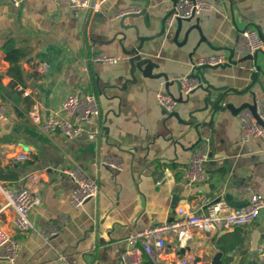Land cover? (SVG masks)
Returning a JSON list of instances; mask_svg holds the SVG:
<instances>
[{
  "label": "crops",
  "instance_id": "0c3cea01",
  "mask_svg": "<svg viewBox=\"0 0 264 264\" xmlns=\"http://www.w3.org/2000/svg\"><path fill=\"white\" fill-rule=\"evenodd\" d=\"M69 1L25 0L16 7L0 0V74L5 86L14 79L8 74L10 63L3 44L13 39L29 52L21 63L23 83L14 87L21 95L0 96V110H5V117L0 114V201L4 200L3 190H17L28 174L42 172L38 187L41 203L30 213L33 227L19 232L14 229L11 208L0 214V227L10 230L19 241L15 261L0 259V264H123L128 234L175 219L179 207L192 211L221 197L231 206L241 207L252 194L264 197V137L243 142L239 113L229 110L216 115L214 133L210 128L200 129L201 142L209 139V155L202 162L208 179L187 182L184 169L201 143L197 144L198 135L158 103L156 93L166 89L165 79L144 76L138 70L133 79L128 56L122 50V46L131 48L123 36L134 38L135 31L121 28L120 14L145 3L94 0L100 2L97 10L75 12ZM209 1L211 8L183 21L177 34L175 22L168 23L166 33L145 42L141 51L157 65L152 75L168 76L173 96H178L173 82L187 76L199 56L227 52L212 50L210 44L234 48L246 27L257 29L264 37L261 0ZM171 8L172 0H149L148 27L143 16L127 18L124 24L138 26L143 36L158 34L160 19ZM99 53L120 58L114 64L97 62L94 58ZM241 57L235 54L236 59ZM256 61L262 70L263 89L255 83L251 91L230 93L226 102L235 106L251 102L252 92L264 100V48ZM42 62L50 64L47 73L40 71ZM253 70L255 61L247 60L204 72L216 86L243 90L251 83ZM215 74L217 80L212 78ZM19 88L31 95H23ZM74 91L98 99L100 114L83 123L87 131L100 132L96 140L86 134L74 139L59 132L47 134L27 118L33 99L42 103L47 116L61 113L64 97ZM201 95L198 91L176 110L188 120V111L201 106L197 100ZM17 147L25 149L29 158L13 164ZM107 157H116L122 169L103 165ZM74 164L97 180L100 188L97 199L78 208L69 202L75 184L63 173ZM48 225L55 226L57 233L49 234ZM242 228V232L234 228L214 235L196 233L184 246L172 236L162 264H174L184 256H192L194 264H212L218 252H222L223 264L225 259L228 264H262L258 248L264 246V210L257 221ZM141 264L155 263L147 256Z\"/></svg>",
  "mask_w": 264,
  "mask_h": 264
},
{
  "label": "built area",
  "instance_id": "2783aa9c",
  "mask_svg": "<svg viewBox=\"0 0 264 264\" xmlns=\"http://www.w3.org/2000/svg\"><path fill=\"white\" fill-rule=\"evenodd\" d=\"M14 6H21L25 0H8ZM55 1V0H53ZM264 8V0H261ZM70 8L75 12H83L90 7V0H70ZM100 2L92 5L97 10ZM211 8L209 0H178L174 6V12L170 21L176 18L188 19L201 14L204 10ZM138 6H131L121 12L120 16L131 12H138ZM264 40L260 32L255 28L246 27L240 34L235 52L240 55H253L263 50ZM228 52H217L199 56L193 66L223 65L228 61ZM120 57L107 56L99 53L94 60L103 63H117ZM50 69L48 62L40 64V71L47 73ZM183 94L187 95L194 89L198 82L189 80L186 76L181 78ZM22 94L30 96L31 93L24 88H19ZM158 103L167 111L176 110L178 103L175 98L166 91L160 89L156 93ZM1 116L5 117V110H0ZM100 114V106L94 94H81L78 91L67 94L62 103L61 113L52 112L47 116L43 114V105L37 99H33L27 112V118L47 134L59 132L67 138H78L86 134L90 140H96L100 132L98 130L87 131L83 123L91 117ZM257 114L264 121V100L257 99ZM241 122V139L248 142L264 137V126L247 109L238 114ZM11 158L13 164H19L29 158L25 149L16 148ZM209 155V139L204 138L199 147L194 151L188 168L184 169V176L188 183L204 181L208 174L202 169V162ZM102 164L112 168L122 169L116 157H107ZM63 173L71 178L75 184L69 196V202L73 207L82 206L89 199H97L100 188L97 180L90 177L84 169L77 164L65 169ZM42 180V172L34 171L25 178L24 185L14 191H2L4 200L0 201V214L6 208H11L15 213L14 229L24 232L31 229L32 222L30 213L40 205L41 198L38 187ZM264 210V197L260 194H252L247 204L241 207H233L230 202L221 197L218 200H210L205 206L192 211L178 208V215L175 219L167 222L155 223L140 230L130 232L126 238L127 247L121 256L123 264H141L144 256L152 258L155 264H162V256L168 249L169 239L174 236L180 246L186 245L196 233L203 235H214L219 232H226L237 227L250 225L258 220ZM47 232L51 235L57 233L53 225H48ZM19 252V241L10 230L0 227V259L14 262ZM259 259L264 264V246L258 248ZM174 264H194L192 256H184L175 261Z\"/></svg>",
  "mask_w": 264,
  "mask_h": 264
},
{
  "label": "water",
  "instance_id": "95a60500",
  "mask_svg": "<svg viewBox=\"0 0 264 264\" xmlns=\"http://www.w3.org/2000/svg\"><path fill=\"white\" fill-rule=\"evenodd\" d=\"M94 0H90V7L87 9L88 11H91L92 5ZM135 4L136 3H145L143 4V7H140V10L138 12H131L129 14L123 15L121 17L120 21V26L121 28L128 30V29H134V38H131V36H128L125 34L123 36V41L128 40L131 48L127 49L125 46H122V50L126 56H128V62L130 64V72L133 75V79H135V70L140 71L144 76L148 77H155V78H160L163 77L166 81L165 83V88L168 93L169 92V85L172 83L169 81V78L166 74H158V75H152L151 70L156 64H154L150 59L144 58L141 54V51H143L144 44L147 41L154 40L156 37H160L163 34L166 33V25L168 23H173L175 22L176 26V34L179 32V29L181 28L182 22L185 20L191 21L194 17L188 18V19H181V18H176L173 21H170V18L174 12V6L176 5L178 0H172L173 2V8L168 10L160 19V24H161V30L158 34L155 35H141L139 27L136 25H125L124 21L127 18H135L139 16H143L144 19L146 20L145 24L146 27L150 25L148 22L149 19V13L147 12V7L149 6V0H132ZM231 4H233L232 0H230ZM197 29L200 31V28L196 26ZM202 37V35H201ZM262 39L264 40V37L261 35ZM203 39V37H202ZM205 39V38H204ZM238 40V39H237ZM212 50L219 51V50H226L229 53L228 56V61L223 64V65H203V66H193L191 72L186 76L187 79L189 80H196L198 82V85L190 91L189 94L186 95V98H184L183 94V88H182V83L181 79L175 80L173 83H176L177 88H178V96H173L175 100L177 101L178 104H188L191 101V96L195 95L198 91L201 92V97H197V100L201 101V106L197 108H193L188 111L186 114V117L188 120L181 115V113L177 110H174L173 112H170L169 116L174 117L179 124L189 126L194 129V131L198 135V141L201 142L202 136L200 134V129L203 128H210L212 130V133H214V120L215 117L218 113L220 112H225L226 110H229L233 114L240 113L244 109H247L251 112V114L257 119V121L264 126V121L260 119L259 115L257 114V98L254 92L253 94V99L251 102H244L240 104L239 106H235L234 103L231 102H226L227 97L229 96L230 93H235L237 95L246 93L248 91L252 90V87L255 83L259 84V86L263 89L262 82L259 79V73L262 71L261 67L256 63L258 53L256 52L253 55L247 54V55H242L241 58L236 59L235 58V49L234 48H228V47H216L212 46L210 44ZM255 61V70H253L250 74V79L251 83L244 88L243 90H239L237 88H231L227 85L224 86H216L211 80L205 75V70L206 69H212V70H218V69H226L230 68L234 65H238L239 63L243 61ZM194 64V63H193ZM212 78L214 80L218 79V75L215 74ZM201 115H203L201 117ZM211 146H210V151L214 149V140L213 136L210 138ZM90 200V199H89ZM235 230L242 232L244 231L242 227H237ZM222 258V252H218L215 254L213 257V262L212 264H223L221 261Z\"/></svg>",
  "mask_w": 264,
  "mask_h": 264
},
{
  "label": "trees",
  "instance_id": "16d2710c",
  "mask_svg": "<svg viewBox=\"0 0 264 264\" xmlns=\"http://www.w3.org/2000/svg\"><path fill=\"white\" fill-rule=\"evenodd\" d=\"M3 52L5 53V59L10 63L8 74L13 77V82L8 86L2 83V74H0V96L5 98L9 96L12 98V94L16 93L21 95L20 91L14 89L15 84L23 83L24 75L21 67L22 61L28 58V49L24 46H18L13 39L7 40L2 46ZM9 94V95H8ZM147 256L145 255L144 258ZM225 264H228L225 259Z\"/></svg>",
  "mask_w": 264,
  "mask_h": 264
}]
</instances>
